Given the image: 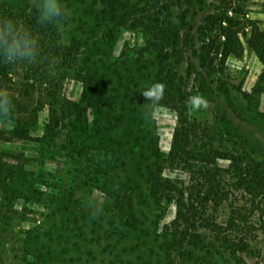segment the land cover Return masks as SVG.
<instances>
[{"label":"rangeland","instance_id":"rangeland-1","mask_svg":"<svg viewBox=\"0 0 264 264\" xmlns=\"http://www.w3.org/2000/svg\"><path fill=\"white\" fill-rule=\"evenodd\" d=\"M63 2L71 18L58 28L57 49H43L58 58L55 67L0 63V87L15 110L11 122H0V264H264V197L253 202L235 190L229 171L221 178L232 198L210 213L224 223L233 207L245 212L251 249L231 255L205 227L194 228L201 240L173 242L167 229L177 203L153 196L149 172L157 148L162 158L171 151L179 116L163 105L154 119L143 116L140 94L156 82L158 65L145 29L120 24L126 15L171 20L180 40L171 65L187 97L202 95L210 105L189 111L205 139L198 144L243 150L264 167L263 65L245 37L243 55L224 63L210 49L212 15L244 9L264 30V0ZM0 11L24 26L37 16L35 0H0ZM73 41L80 44L67 58ZM74 104L77 114L61 112ZM217 163L230 168L228 159ZM163 173L191 185L177 164Z\"/></svg>","mask_w":264,"mask_h":264},{"label":"trees","instance_id":"trees-1","mask_svg":"<svg viewBox=\"0 0 264 264\" xmlns=\"http://www.w3.org/2000/svg\"><path fill=\"white\" fill-rule=\"evenodd\" d=\"M234 10V16L228 15L227 9H222L212 15L211 31L216 29L217 34L213 38L210 49H215L217 55L221 54V61L224 63L230 55L237 57L243 55L245 44L242 38L245 37L246 44L263 65L259 82L264 85V30L259 27L258 20L247 17V12L244 9ZM0 15L12 17L9 11H0ZM29 17L32 18L26 22V27L30 26L29 28L44 38L43 49L55 47L57 49L60 36L58 28L51 24L38 25L35 13H31ZM120 20L122 25L133 24L135 28L143 27L145 29L148 35V48L154 53L158 65L156 82L166 85L161 105L175 109L179 116V124L174 133L171 151L166 158H162V154L157 148L155 162L149 172L153 196L158 200L166 198L177 203L176 217L167 229L173 236V242L193 243L195 240H201V235L195 233L194 228L205 227L213 232L214 239L229 254L237 256L239 253L248 252L252 245L249 237L250 230L246 225L248 216L245 212L233 207L226 221L220 223L211 215L210 211L216 210L225 200L232 198L230 197L231 189H226L223 186L221 177L224 175V171H229L230 175L235 178L237 184L235 190L248 193L254 198L253 202L259 195L264 197L263 165L253 159L249 163L246 155H243V150L235 153H223L211 145V142L205 148L198 144L199 140L205 141V139L199 131V124L190 117L183 78L171 65L180 43L179 34L175 32L171 20H162L159 16H155L149 21L138 20L137 23V20H131L130 15L121 17ZM112 31L114 29L111 28ZM219 36H224V40L218 41ZM78 44L80 43L73 41L65 48L66 51L68 50L65 55L67 58L70 57L73 50L78 48ZM78 109L76 104L71 107L64 105L60 108L63 114H75ZM221 158L230 161V168L223 170L218 165L217 160ZM167 164H177L186 169L191 176V185L184 187L179 181L165 176L163 170ZM188 190L191 191H189V198L186 197ZM261 216L263 217V214ZM262 217L260 219H263L261 222L264 224V217Z\"/></svg>","mask_w":264,"mask_h":264},{"label":"clouds","instance_id":"clouds-1","mask_svg":"<svg viewBox=\"0 0 264 264\" xmlns=\"http://www.w3.org/2000/svg\"><path fill=\"white\" fill-rule=\"evenodd\" d=\"M37 24L54 25L62 28L71 18V11L63 0H35ZM62 43V42H61ZM57 57L47 56L38 33L20 24L17 20L0 15V63L6 65L34 66L47 62L50 68L55 67ZM166 85L155 82L141 92L144 99L143 116L146 120L154 119L156 110L164 98ZM189 111L207 109L210 105L202 95L190 96L186 101ZM14 102L9 91L0 87V122H11L14 118Z\"/></svg>","mask_w":264,"mask_h":264}]
</instances>
